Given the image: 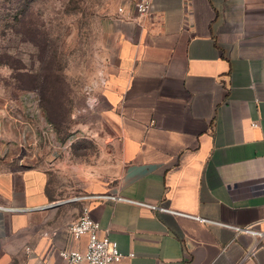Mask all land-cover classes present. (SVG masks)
Instances as JSON below:
<instances>
[{
  "label": "crops",
  "instance_id": "0c3cea01",
  "mask_svg": "<svg viewBox=\"0 0 264 264\" xmlns=\"http://www.w3.org/2000/svg\"><path fill=\"white\" fill-rule=\"evenodd\" d=\"M190 6L154 0L140 17L128 4L113 22L109 172L58 195L41 166L0 150V264H68L61 250L87 246L69 229L84 207L119 244L112 264H264L234 228L264 230V0ZM105 194L126 200L87 197Z\"/></svg>",
  "mask_w": 264,
  "mask_h": 264
},
{
  "label": "rangeland",
  "instance_id": "374dc122",
  "mask_svg": "<svg viewBox=\"0 0 264 264\" xmlns=\"http://www.w3.org/2000/svg\"><path fill=\"white\" fill-rule=\"evenodd\" d=\"M119 4L0 0V150L8 162L26 156L41 166L58 195L82 185L86 169L109 172L119 159L102 95Z\"/></svg>",
  "mask_w": 264,
  "mask_h": 264
},
{
  "label": "built area",
  "instance_id": "2783aa9c",
  "mask_svg": "<svg viewBox=\"0 0 264 264\" xmlns=\"http://www.w3.org/2000/svg\"><path fill=\"white\" fill-rule=\"evenodd\" d=\"M186 3L187 11H190L192 0H184ZM154 0H120L118 7V13H126L127 5L132 4L140 17H147L150 15ZM96 199H112V200H126L121 196L114 194L105 195H91L87 196ZM153 209H160L162 211L174 212L166 207H157L155 205H149ZM202 221L208 222V219H202ZM235 230L247 234L255 239L254 244L249 248L246 255V259L254 256L257 249L264 245V230L259 229L256 224L248 226H236ZM70 233H72L75 239H81L87 237V246L84 250L78 249H63L59 252L60 257L68 264H112L119 262L124 255L120 251L117 241L111 239L107 234H102L101 225L91 215L90 207H84L81 216L77 221L70 225Z\"/></svg>",
  "mask_w": 264,
  "mask_h": 264
}]
</instances>
